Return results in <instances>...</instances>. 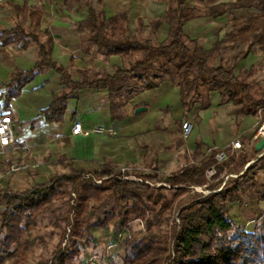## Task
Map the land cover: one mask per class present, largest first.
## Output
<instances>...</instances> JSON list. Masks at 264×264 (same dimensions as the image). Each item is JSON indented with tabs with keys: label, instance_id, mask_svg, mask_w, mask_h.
Here are the masks:
<instances>
[{
	"label": "trees",
	"instance_id": "trees-1",
	"mask_svg": "<svg viewBox=\"0 0 264 264\" xmlns=\"http://www.w3.org/2000/svg\"><path fill=\"white\" fill-rule=\"evenodd\" d=\"M173 1L175 4L169 5L161 18L150 23L153 27L163 21L169 24L168 37L156 45L138 41L127 34L126 12L106 17L102 9L96 10L89 6L88 16L78 23L77 29L88 28L90 43L97 45L105 57L112 54L130 57L135 52L141 53L132 67H118L113 75L93 81H72L70 73L51 60L49 37L43 43L34 30L26 32L19 26L0 30L1 44L19 42L21 48H25L36 43L39 48L34 66L28 70H15L11 80L5 83L7 90L4 106L11 96L17 95L20 87L36 70L53 67L60 73L61 81L71 86V90L69 93L55 94L51 105L42 113L49 119H59L63 114L66 98L75 95L80 88H108L112 95L119 90V83L125 78H142L157 62L158 69L153 78L146 77L141 82L142 89L154 88L165 77L174 76L185 108L193 103V96L198 94V87L202 85L208 93L217 91L221 98L238 106L237 110L241 115L264 111V98L251 96L250 84L234 73V65L227 68L221 62L218 65L208 63L210 54L224 40L242 42L245 48L241 57L252 52L256 46L264 49V0H234L207 7L205 15L212 18L231 8H258L256 13L248 17L233 18V30L216 41L210 49L203 48L197 39L184 34V24L195 17L192 9L186 6L188 0ZM33 8L30 13L31 25L39 30L42 9L36 6ZM19 10L23 17L26 16V7ZM205 106L204 103L202 108ZM223 150L229 154L226 160L231 159L237 165H244L260 153L254 150L255 155L250 156L243 151L236 160L234 152L230 154V146ZM219 151L221 150L213 149L198 164L186 165L163 178L156 170L143 174L126 170L121 173L116 172L113 167L103 165L99 171L88 176L71 168L68 174L54 176L46 183L36 184L21 192L1 190L0 261L3 259L2 252L10 255L16 251L24 258L29 243L26 238L27 230L34 226L38 216L45 213L52 215L55 212V199L66 198L67 208L59 218L64 221L61 238H65V244L64 247L59 245L49 264H72L80 253L78 239L88 241L93 225L104 227L118 222L123 228L130 230V223L135 219L144 220L146 230L143 234L132 232L126 238L122 264H264V233L256 227L247 231L235 226L228 214V205L239 202L242 193L255 187L252 181L256 178L259 166L264 170V156L255 164L247 166L241 175L230 181L228 187L226 182L219 191L199 195L184 204L178 213L179 224L172 237V245L167 237L154 230L161 220L160 215L172 212L175 202L188 191L187 186L205 183V171L208 167L215 166L216 174L213 177L223 171L226 162L217 163L215 158ZM123 176L127 178H122ZM258 196L264 199V193H259ZM93 215L96 217L94 224L90 222ZM54 224L59 225L57 221ZM13 245L16 248L11 251Z\"/></svg>",
	"mask_w": 264,
	"mask_h": 264
},
{
	"label": "crops",
	"instance_id": "crops-1",
	"mask_svg": "<svg viewBox=\"0 0 264 264\" xmlns=\"http://www.w3.org/2000/svg\"><path fill=\"white\" fill-rule=\"evenodd\" d=\"M170 1L173 0H9L0 3V30L15 26L26 32L34 30L43 43L49 37L51 60L67 70L72 81H93L113 75L118 67H132L141 53L105 57L97 45L90 43V30L77 29L78 23L88 16L89 6L102 9L106 17L126 12L127 34L156 45L168 37L169 24L163 21L153 27L150 23L161 18L169 5L175 4ZM232 1L208 3L205 0L206 8ZM35 6L42 9L39 30L31 25L30 13ZM186 6L193 9L194 5ZM23 7L27 9L24 17L19 10ZM242 8L249 7L231 9ZM251 8L258 11L256 6ZM231 9L215 18L206 16L205 12L198 13L199 18H191L184 24V34L210 49L229 33L225 17ZM38 51L36 43L25 48H21L19 42L0 43V120L10 119L15 136V142L5 152H0V191L21 192L46 183L54 176L68 174L71 168L88 176L103 165L113 167L116 172L122 167L133 172L144 165L148 172L169 174L186 165L198 164L213 149L230 146L235 138L248 140L242 141L243 149L259 138H254L256 130H252L257 121L254 114L238 116L236 110L226 111L227 103L222 105L218 101L217 91L209 96V104L205 103L204 108L195 106L194 102L185 108L174 76L165 77L154 88L142 89L141 82L146 77L153 78L154 72L152 76L149 74L151 69L142 78H125L112 95L108 88L82 87L66 98L59 119H49L42 111L51 105L55 94L69 93L71 86L61 81L55 68L47 67L36 70L4 106L5 83L11 80L15 70L33 67ZM138 106H144L145 110L135 112ZM183 121L192 123L187 136L182 133ZM75 122H80L87 133L73 134L71 129ZM98 127L111 128L113 133L95 130ZM11 165L21 168L5 176L11 171L6 172V168ZM166 168L171 169L166 171Z\"/></svg>",
	"mask_w": 264,
	"mask_h": 264
},
{
	"label": "rangeland",
	"instance_id": "rangeland-1",
	"mask_svg": "<svg viewBox=\"0 0 264 264\" xmlns=\"http://www.w3.org/2000/svg\"><path fill=\"white\" fill-rule=\"evenodd\" d=\"M210 1L211 0H208V3ZM206 2L205 0L187 1L186 4H189L190 6L194 5L193 9L191 8L192 14L195 15L193 18H199L201 15H198V13L200 14L205 12L207 6ZM171 3H173V1H170V4ZM256 10V8L249 7L248 9H231L229 14L226 13L225 19L227 20L226 24H229V33L233 30L231 25L233 18L248 17L249 15L256 13ZM244 48L245 46L242 42L231 39L224 40L216 48V50L210 54L208 57V63L218 64L221 62L227 68L234 65V73L250 84L251 96L253 98H264V49H260L256 46L252 52L248 53L245 57H241ZM157 67L158 65L154 64V66L151 67L149 74L151 75L155 72ZM214 92L216 91H211V93L208 94L204 87L199 85L198 94H194L193 96L195 106H200L201 108L204 103L209 104V96ZM192 95L193 91H191V96ZM220 98H218V101H220L222 105L227 103L226 111L236 110L238 116H240V113L237 110L238 106L231 104V102L227 101L226 98ZM254 116L257 118V121L252 127V130H258L259 127L264 124V111H257ZM196 119L197 117H195V120ZM240 140L241 142H248L247 139L242 140L240 138ZM253 144L254 143L251 142L245 149L236 150L233 153L235 159L237 160L238 156L243 151L247 152L250 156L255 155ZM231 153L232 152H230V154ZM262 156H264V152L258 153L256 157L250 159L252 160L250 164H255ZM225 162L226 165H224L223 171L218 176L212 177L209 180L205 179V183L201 185L187 186L188 191L175 202L172 212H165L160 215L161 220L154 230L167 237L170 245H172V237L177 231L179 224L178 213L180 208L188 201L198 197L199 195L219 191L226 182V186L228 187L231 184L230 181L241 175L246 167L250 165H247L248 163H245L244 165H237L231 159L225 160ZM181 163L182 162H180L177 166ZM262 165H264V161H262ZM171 167L172 169L176 168V166ZM169 169L171 168H166V171ZM8 170L10 171V167H8V169L6 168V172ZM133 172L143 174L147 173L148 170L143 165V167ZM8 174H12V171L7 172L5 176H8ZM164 175H166V172L161 174V178H163ZM252 182L255 183V187L248 189L245 193H242L239 202L229 204L228 214L235 226L238 225L247 231H252L256 227L260 230V232L264 233V199H260L258 196L259 193H264V170L261 169V166L258 167L256 178ZM72 195L74 194L72 193ZM65 199L66 198L55 199L53 202L55 212L52 215L50 213H45L38 216L34 226L27 230L26 238L29 243L25 250L26 255L24 258H21L16 251H13L16 248V245H13L10 248V250L13 251L12 254L8 255L5 252H2L3 259L0 261V264H41L43 262H47V264H49L50 259L52 258L54 252L58 249L59 245L64 247L65 244V238L63 240L61 238L64 221L59 219L64 215L67 208ZM1 208L2 206H0V209ZM55 221L59 223L58 226H55ZM90 222L92 224L96 222V217L94 215L91 216ZM124 229L125 228H123L118 222L109 223L104 227H97L93 225L92 235L88 241L78 239L80 253L73 259L72 264H122L125 253V241L128 237V231H125ZM145 230L146 226L144 220L135 219L130 223L129 233L138 232L139 234H143ZM120 232L121 235H119Z\"/></svg>",
	"mask_w": 264,
	"mask_h": 264
},
{
	"label": "built area",
	"instance_id": "built-area-1",
	"mask_svg": "<svg viewBox=\"0 0 264 264\" xmlns=\"http://www.w3.org/2000/svg\"><path fill=\"white\" fill-rule=\"evenodd\" d=\"M9 0H0V3L2 2H6ZM262 126H264V124H262L258 130H256V134L254 136V138L257 137H262L264 136V134H261L260 130L262 128ZM181 128H182V133L184 136H187L191 129H192V123L189 121H183L181 124ZM95 130L98 131H106L108 133H113V130L111 128H103V127H98ZM71 132L73 134H81V133H87V131H84L82 128V125L80 122H75L72 126ZM15 142V136H14V132L11 126V121L9 118H3L0 120V152L3 153L5 152L6 148L9 147L10 145H12ZM231 152L235 151V150H239V149H243V143L241 142V140L239 138H235L231 144ZM24 147H27L26 145ZM229 154L226 153V151L221 150L218 153H216L215 158L217 160V163L222 162L224 160H226L228 158ZM21 166L19 165H11L10 166V170L11 171H16L18 169H20ZM126 170V167H122L120 169V172L123 173ZM216 174V168L214 165H211L210 167H208L205 171V179H211L214 175ZM122 178H127L126 176H123ZM97 182H100V180H97ZM125 231H128V236H129V230L127 228L124 229ZM119 235H121V232L119 233Z\"/></svg>",
	"mask_w": 264,
	"mask_h": 264
},
{
	"label": "water",
	"instance_id": "water-1",
	"mask_svg": "<svg viewBox=\"0 0 264 264\" xmlns=\"http://www.w3.org/2000/svg\"><path fill=\"white\" fill-rule=\"evenodd\" d=\"M145 110L144 106H138L135 108V112H140ZM254 149L256 151L264 152V136L260 137L255 143H254ZM252 161H250L247 165H249ZM246 165V166H247Z\"/></svg>",
	"mask_w": 264,
	"mask_h": 264
},
{
	"label": "bare ground",
	"instance_id": "bare-ground-1",
	"mask_svg": "<svg viewBox=\"0 0 264 264\" xmlns=\"http://www.w3.org/2000/svg\"><path fill=\"white\" fill-rule=\"evenodd\" d=\"M260 132H261V134H264V126H262Z\"/></svg>",
	"mask_w": 264,
	"mask_h": 264
}]
</instances>
